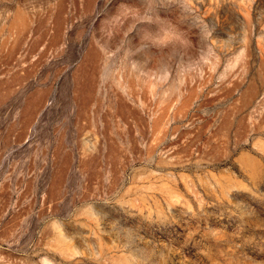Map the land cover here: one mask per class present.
Segmentation results:
<instances>
[{"label":"rangeland","instance_id":"rangeland-1","mask_svg":"<svg viewBox=\"0 0 264 264\" xmlns=\"http://www.w3.org/2000/svg\"><path fill=\"white\" fill-rule=\"evenodd\" d=\"M0 264H264V0H0Z\"/></svg>","mask_w":264,"mask_h":264}]
</instances>
